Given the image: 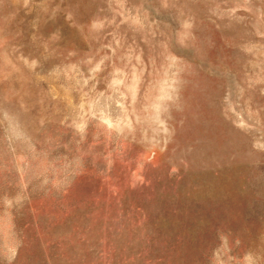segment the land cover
I'll use <instances>...</instances> for the list:
<instances>
[{"label":"rangeland","instance_id":"1","mask_svg":"<svg viewBox=\"0 0 264 264\" xmlns=\"http://www.w3.org/2000/svg\"><path fill=\"white\" fill-rule=\"evenodd\" d=\"M0 264H264V0H0Z\"/></svg>","mask_w":264,"mask_h":264}]
</instances>
